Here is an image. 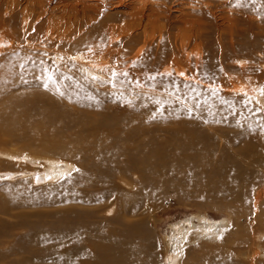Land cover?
I'll return each instance as SVG.
<instances>
[{"label":"rangeland","instance_id":"rangeland-1","mask_svg":"<svg viewBox=\"0 0 264 264\" xmlns=\"http://www.w3.org/2000/svg\"><path fill=\"white\" fill-rule=\"evenodd\" d=\"M13 1L18 4L15 8L11 6ZM59 1L64 0H52L51 11L49 0H0V44L4 46L0 50V66L4 65L11 83L22 84L17 85V90H8L7 97H13L18 91H45L43 93L46 94L50 88H42L30 81L49 82L45 77H38L42 73L53 79L63 76L69 83L70 89H67L71 91V98H83L92 105L100 104L102 95L107 99H117L119 104L116 111H119L116 114L123 119L119 122H100L97 116H92L96 115L95 113L85 114L81 107L70 105L64 97L56 95V107L51 108L44 102L41 108L33 106L31 114L34 115L24 120L25 123L20 121L19 124L23 127H35L37 123L32 119L40 120L39 117L42 116L45 117V123L49 119L46 126L53 127L56 133H83L97 138L94 131L105 134L106 129L102 128V125L109 121V128L113 130L108 137L115 141L114 146L119 140L117 132L124 136L122 130L130 132L137 123L142 135L133 138L130 143L125 140V143L135 149L125 147L129 149L126 152L132 155L131 157L126 152L123 153L124 156L127 154L125 158L122 153L121 158L120 153L117 156L108 152L105 154V149L109 148L100 142H97L98 146L96 141H93L89 142L88 152L81 150L76 158H70L74 155H58L59 149L55 146L42 145L35 140H25L24 137L16 138L0 131V264H20V259L28 253L25 244L32 238L33 231L61 230L59 227L66 231H75V237H83V233H86L87 239L76 243L77 249L67 246L69 255L76 252L80 255L84 248V251H87L88 242L92 241L98 259L103 261L102 258L108 254L105 251H110L105 247L110 245L106 244L108 237L107 240L104 235L98 236L105 234L100 231L101 225L110 224L114 230L119 231L128 227L136 228L138 225L141 227L143 222L139 232H147L146 238L143 233L141 238L140 233L123 237L126 247L130 244L128 251L134 249L131 253H134L137 259L133 258L134 255L131 256L134 259L133 264H136V260L137 264H146L145 252L148 256L152 250L154 259L150 264H189L195 260L197 264H251L250 258L255 248L260 254L254 258L253 263L264 264V224L262 225L260 220L261 224L258 222V218L264 213V203H260L264 202V162L261 165L256 161L257 156L264 158V0H143L158 11V15L150 14L144 20V26H135V18L127 13L132 7L129 0L121 6L116 3L117 0H105L104 6L110 19H102L99 22L97 29L104 38L101 43L98 40H86L87 35L93 31L87 28L88 21L81 19L78 33L69 39L65 38L64 31L71 32V27H67L74 21L68 19L82 15L69 8L58 7ZM137 4L138 1L135 2V5ZM13 11L16 13L12 17L13 20H10L8 17ZM110 25H115L114 35L119 34V40H112L111 31L108 29ZM75 29L76 26L73 30ZM96 44L104 50L103 53L106 52L105 56L110 58V64L104 69H97L95 64L90 68L83 64L82 59L74 58L75 55L71 54L72 50L87 54ZM119 63L120 67L128 70V75L119 76L112 71V66ZM91 69H94V72ZM77 84L79 90H71ZM254 85V90L259 88V92L256 91L259 95L253 91ZM0 86L3 87L2 82ZM29 97L38 101L40 95L31 94ZM15 107L19 106L14 105ZM3 112L0 105V120L6 122L8 115ZM125 113H133V120L127 121L128 118L123 115ZM87 115L89 116L86 119ZM80 119L86 122H80ZM62 120L63 122L59 123ZM79 128L82 130L78 131ZM178 128L180 129L177 130ZM250 133H253L252 137ZM132 134L135 136V132ZM91 137L87 140L91 141ZM245 140L250 141L247 147L251 148V151L246 152L249 156L240 151ZM92 149H98L99 152L91 153ZM196 149H199V154L195 153ZM10 153H14V156ZM93 154L101 158H93ZM231 155L233 156L230 157ZM128 158H132V162ZM222 158H226L229 163L233 160L232 163L236 162L238 165L244 161L245 167L248 164L246 171L243 165L239 166H243L244 172L251 179L249 186L244 189L246 194L243 201L246 199L247 202L244 214L238 213L234 204L217 203L212 193L209 195L208 191L212 185L220 178L219 175L222 176V173L217 174L216 169L218 173L220 169L223 172V168L229 164ZM143 165L144 168L140 167ZM67 169L71 171L70 174H66ZM145 169L149 173H145ZM243 169L240 170L243 172ZM94 171H97L98 175ZM192 173H197L199 178ZM56 174L61 178H57ZM139 176H142L140 180L143 184L139 181ZM76 177L83 178L82 181L84 178L86 181L88 178L90 180L87 185L71 183ZM135 181L138 185L134 184ZM101 185L104 187L98 190ZM141 185L144 187H138ZM67 186L68 191L65 192H85L89 195V201L83 203L82 200L81 204L77 203L78 200L60 201L59 196L65 193L64 188L67 190ZM176 187L179 189L176 190ZM130 195H134L135 205L132 200L128 201L127 196ZM206 197L212 198L211 201ZM224 197L227 203L225 194ZM254 200L257 202L254 203ZM131 203L134 206L132 208ZM80 205H83L84 209L80 210ZM64 206H70L69 210L76 209L77 213L73 215L74 211H69L61 214V211L67 209ZM136 206H139V209ZM225 207L233 211H227ZM60 208L64 209L59 210ZM53 209L59 210L58 214L64 216L61 221L55 219L56 216H51V219L44 216V213ZM132 209L137 211L134 216ZM82 210L85 213H82ZM247 211L250 213L246 214ZM40 213L43 215H39ZM69 213L73 216H69ZM245 216L247 217L244 218ZM69 237L72 236L60 235L57 239L60 241L61 238ZM114 244L116 246V243ZM134 244L142 245L141 249ZM133 246L138 247V250ZM37 251L47 252L46 249ZM118 251L122 252L121 249ZM236 251L244 255H236ZM226 258L228 261H223Z\"/></svg>","mask_w":264,"mask_h":264},{"label":"bare ground","instance_id":"bare-ground-1","mask_svg":"<svg viewBox=\"0 0 264 264\" xmlns=\"http://www.w3.org/2000/svg\"><path fill=\"white\" fill-rule=\"evenodd\" d=\"M50 1V4H49V10H51V8H52V0H49ZM130 1V6H132L130 9H129V12H127V13H129L130 14V16H133V18H135V21H136V25L135 26H137V25H142L143 23H144V20L150 15V14H152L153 16L154 15H158V11H157V9L156 10H154L152 7H153V5L151 6V4L150 3H148L147 1H143V0H129ZM136 1H138V4L137 5H135V2ZM105 3H106V1L105 0H64V1H59V3H58V7H60V8H62V9H71L72 11H74L75 13H79V14H81L82 16H79V15H77L75 18H69L68 19V21H73V23H71V25L69 24L68 25V27L67 28H70L71 27V29H72V31L71 32H69V33H67V31H64V37L65 38H67L68 37V39H69V37H71L73 34H77L78 33V30L81 28V23H82V21H88V23H89V27H87L88 29H90V30H92L93 32H91L89 35H87V39L86 40H89L90 42H94V41H96V40H98V42L99 43H101L102 42V40L104 39L103 38V36H101L100 35V33H99V30L97 29L98 28V26H99V22L102 20V19H105V20H109L110 19V17L109 16H107V15H109L108 13H107V10H106V8H105ZM116 3L117 4H120V6H121V4H125L126 3V0H117L116 1ZM6 5L8 4V2H6L5 3ZM18 4H17V1H13V2H11V6L13 7V8H15L16 6H17ZM155 5V4H154ZM128 8V7H127ZM126 8V9H127ZM23 11H24V9H23ZM52 11V10H51ZM25 12H27V9L25 8ZM15 13H16V11H13L12 13H11V15L8 17V18H10V20H13V18L12 17H14V15H15ZM253 13V12H252ZM105 16V17H104ZM257 18V17H256ZM82 21H81V20ZM80 21H81V23H80ZM74 22H76V24L74 23ZM87 25V24H86ZM86 25H84V26H86ZM76 26V29L75 30H73L74 29V27ZM142 26H144V25H142ZM111 29H110V28ZM108 27V29L111 31V35H112V40L113 41H117V40H119L120 39V37H119V34H116V35H114V32L116 31L115 29H116V27H115V25L114 26H109ZM140 28V27H139ZM87 29V30H88ZM83 30V29H82ZM127 31V30H126ZM110 33V32H109ZM114 35V36H113ZM96 38V39H95ZM78 39V38H77ZM80 40V39H79ZM97 42V41H96ZM99 43H97V44H99ZM97 44L96 45H94V47H92V49H91V52H89V53H87V54H82V52L80 51V52H74L73 50H72V52H71V54L72 55H75V57L74 58H80V59H82L83 61H84V63L83 64H85L86 66H89L90 68H93L92 67V65L93 64H95L96 66H97V69H104L105 67H107V64L109 63L110 64V58H108V57H106L105 55H106V52H104L103 53V51L104 50H102L101 48H98V46H97ZM79 45V44H78ZM77 46V45H76ZM101 46V45H100ZM3 47L4 46H2V44H0V50L1 49H3ZM121 51V50H120ZM141 51V50H140ZM138 52V51H137ZM120 54V53H119ZM138 54V53H137ZM140 54V53H139ZM90 58H93L94 60H91ZM120 64L121 63H119V64H117V66L115 65L114 67L112 66V71H114L115 73H117V75H119V76H123V75H128L129 74V72H128V70H126V69H123L122 67H120ZM85 66V67H86ZM111 67V66H110ZM120 67V68H119ZM89 68V69H90ZM95 69V68H94ZM93 69V70H94ZM108 69H109V67H108ZM92 70V69H91ZM92 70V71H93ZM94 72V71H93ZM108 76V75H107ZM39 78H42V77H45V79L47 80V81H49V82H42V83H38V82H36V81H30V83H35V84H37L38 86H42V88L43 87H47V88H50L49 90L50 91H48V92H50V93H52V94H49L48 92L46 93V94H44L45 93V91H43V92H41V93H38V92H34V91H18L13 97H10V98H8L7 97V95H9V94H7V91L8 90H17V85L18 86H22V84H14V83H11V78L9 77V76H7V70L5 69V67H4V65H1L0 66V85H1V82H2V84H3V87H1L0 86V100L1 101H3L0 105H1V109L4 111L3 113L5 114V115H8V117L6 118V122H5V120L4 121H1L0 120V131L3 133V134H5V135H11V136H15L16 138H20V137H24L23 139H30V140H35L37 143H40V144H42V145H50V146H55V147H57L59 150V152H57V154L59 155V154H63V153H67V154H69L68 156H72V155H74V156H72V157H70V158H76V156L77 155H79V154H77L79 151L81 152V150H84V151H86L87 150V152H88V147H89V142H93V141H96L95 143L98 145V143L100 142L102 145H104L105 147H108L109 149H105V154H106V152H108V153H113V156H117L119 153H120V158H121V153L123 154L124 152H126V151H128L129 149H126V148H130V149H133V147H130V145H128L127 143H125V140L127 139L128 141H129V143H130V141L133 139V138H135V137H138V136H140V135H142V131H141V128H140V126L138 125V123L137 124H135V126H134V128H133V130L132 131H130V132H127L126 130H125V132L122 130V134L124 135V136H121V134L119 133V132H117V138L119 139V140H117L116 142H117V144L114 146V144H115V141L114 140H112V139H110L108 136H109V133L113 130V129H110L109 128V124H111V123H109V121H112V122H119L121 119H123V117L122 116H119V115H117L116 113L119 111H116V108H117V105L119 104V102H118V100L117 99H113V98H106L105 97V95H102V97H101V99H100V104H98V105H92L91 103H88L86 100H83V98H82V100H77L76 98H74V96H73V98H71V91L69 90L70 89V87H69V83H68V81L65 79V77H63V76H61V78H55L54 77V79L53 78H50V76H46V74H44V73H42V74H40L39 76H38ZM61 80H62V84H61ZM80 83V82H79ZM262 85V84H261ZM78 87H79V85L77 84V85H75V87H73L71 90H74V91H76L77 89H78ZM257 87V86H256ZM67 88H69V89H67ZM19 89V88H18ZM255 89V85H254V88H253V91H257V92H259V90H257V89H259V88H257L256 90H254ZM45 90V89H44ZM79 90V89H78ZM39 91H41V90H39ZM239 91V90H238ZM244 92V91H243ZM256 92V93H257ZM39 94L40 95V97H39V99H38V101H35V100H33L31 97H29V95H31V94ZM81 93V92H80ZM258 95H259V93H257ZM56 95H58L59 97H64L65 98V100L67 101V102H69V104L71 105V104H76L79 108L81 107L82 108V110H83V112L86 114H88V113H95L96 115H92V116H97L98 117V121H102V120H109L108 121V123L107 124H103L102 125V128H104V129H106V133L105 134H102L103 132H100V131H94V136H96L97 138H94V137H91V136H86V134H83V133H80V134H72V133H70V132H64V134H62L61 135V133L59 132V133H56V132H54L53 131V127L52 128H50V127H47L46 126V124L48 123V120L49 119H47V122L45 123V117H42V116H40L39 118H41L40 120L38 119V120H36V119H32L33 121H36V126L35 127H29V126H25V127H23V126H21V124H19L20 123V121H22V122H24V120H26V119H28L30 116H33L34 114H31V113H33V106H40L39 108H41V107H43V102L44 103H46V104H48L51 108H53V107H56L55 106V104L54 103H56ZM258 95H256V96H258ZM83 96V95H82ZM115 96V95H114ZM123 96H124V94H123ZM78 97H80L79 95H78ZM88 97V96H87ZM112 97V96H111ZM118 96H116V98H117ZM81 98V97H80ZM85 98V97H84ZM115 98V97H114ZM151 98V97H150ZM124 100H125V98H124ZM40 101V102H39ZM94 101V100H93ZM95 102V101H94ZM234 102H232V104H233ZM239 103V102H238ZM5 104H7L6 106H5ZM12 104V105H11ZM123 104V103H122ZM14 105H17V106H19L18 108H14ZM234 105V104H233ZM127 106V105H126ZM72 108V107H71ZM121 108H122V106H121ZM75 109V108H74ZM124 109V108H123ZM126 109V108H125ZM146 110V109H145ZM144 110V111H145ZM76 112H78L77 110H75ZM146 112V111H145ZM2 113V112H1ZM0 113V114H1ZM79 113H81V112H79ZM156 113V112H155ZM83 114V113H82ZM238 114V113H237ZM91 115V114H90ZM125 117H127L128 119H127V121H132L133 119V117H134V114L133 113H125V114H123ZM89 115H87L86 116V119H87V117H88ZM146 116V115H145ZM150 116V115H149ZM246 116V115H245ZM2 117V116H1ZM4 117V116H3ZM75 117H76V115H75ZM74 117V118H75ZM77 119H79L80 118V116H78V114H77ZM229 117V116H228ZM93 118V117H92ZM221 118V117H220ZM226 118V117H225ZM3 119V118H2ZM96 119V118H95ZM214 119V118H213ZM230 119V118H229ZM240 119V118H239ZM51 120V119H50ZM75 120V119H74ZM89 120V119H88ZM126 120V119H125ZM231 120V119H230ZM78 120H76V122H77ZM80 122L81 121H83L82 119H80L79 120ZM90 121V120H89ZM93 121L94 122H96V120H94V118H93ZM159 121V120H158ZM16 122H18V123H16ZM50 122V121H49ZM63 122V120L62 121H60L59 123H62ZM75 122V121H74ZM75 122V123H76ZM84 122V121H83ZM85 122H86V120H85ZM84 122V123H85ZM88 122V121H87ZM193 122V121H192ZM208 122V121H207ZM237 122H238V119H237ZM240 122H241V120H240ZM25 123V122H24ZM27 123V122H26ZM78 123V122H77ZM76 123V124H77ZM84 123H83V125H84ZM89 123H91V122H89ZM159 123V122H158ZM198 123V122H197ZM28 124V123H27ZM86 124H88V123H86ZM100 124V123H99ZM129 124H131V123H129ZM49 125V124H48ZM97 126V124H94V126ZM101 125V124H100ZM99 125V126H100ZM117 125V124H116ZM153 125V124H152ZM155 125V124H154ZM240 125V124H239ZM95 126V127H96ZM132 126V125H131ZM166 126V125H165ZM244 126H245V124H244ZM29 127V128H28ZM87 127H89V126H87ZM153 127H155V126H153ZM152 127V128H153ZM167 127V126H166ZM199 127V126H198ZM144 128V127H143ZM173 128V127H172ZM176 128V127H175ZM89 129H90V127H89ZM98 129V128H97ZM146 129V128H145ZM144 129V130H145ZM158 129H161V128H158ZM180 128H178L177 130H179ZM197 129V128H196ZM214 129H217V128H214ZM80 130H82V128L80 129H78V131H80ZM83 130H84V128H83ZM182 130V129H181ZM184 130V129H183ZM190 130V129H189ZM200 130V129H199ZM202 130V129H201ZM204 130V129H203ZM25 131H29L28 132V134H26L25 133ZM77 131V130H76ZM75 131V132H76ZM78 131H77V133H78ZM146 131H147V129H146ZM159 131V130H158ZM186 131V130H185ZM218 131H220V130H218ZM242 131V130H241ZM246 131V130H245ZM245 131H242V132H245ZM0 132V133H1ZM84 132V131H83ZM88 133H89V131H87ZM135 132V136L132 134V133H134ZM152 132H153V130H152ZM169 133H170V131H168ZM167 132V133H168ZM203 132V131H202ZM1 133V134H2ZM85 133V132H84ZM172 133H173V131H172ZM171 133V134H172ZM205 133V132H204ZM214 133H216V132H214ZM220 133V132H219ZM92 134H93V131H92ZM116 134V133H115ZM187 134H188V131H187ZM208 134V133H207ZM207 134H206V137H207ZM222 134V133H221ZM252 134L253 133H250V135H251V137H252ZM256 134H257V132H256ZM113 135V134H112ZM167 135V134H166ZM176 135V134H175ZM210 135V134H209ZM104 136V137H103ZM197 136V135H196ZM249 136V135H248ZM257 136V135H256ZM262 136V135H261ZM89 137H91V141H88L87 140V138H89ZM115 137V136H114ZM165 137V136H164ZM172 137V136H171ZM186 137H187V135H186ZM224 137V136H223ZM116 138V139H117ZM192 138V137H191ZM203 138V137H202ZM230 138V137H229ZM257 138V137H256ZM255 138V139H256ZM137 139V138H136ZM166 139V138H165ZM164 139V140H165ZM174 139V138H173ZM231 139V138H230ZM247 139H249V138H247ZM254 139V138H253ZM185 140V139H184ZM202 140V139H201ZM226 140H227V138H226ZM257 140V139H256ZM19 141V140H18ZM137 141H138V139H137ZM211 141V140H210ZM228 141V140H227ZM246 142H245V144H243L244 146H241L240 147V151L241 152H243V154L244 153H246V152H249V151H251V148L250 149H248V147H247V145H249V143H250V141H248V140H245ZM98 142V143H97ZM149 142H151V141H149ZM159 142V141H158ZM209 142V141H208ZM228 142H230V141H228ZM231 143V142H230ZM244 143V142H243ZM151 144V143H150ZM229 144V143H228ZM239 144H241V143H238V145ZM164 145V144H163ZM99 146V145H98ZM114 146V147H113ZM142 146H144V145H142ZM195 146V145H194ZM202 146V145H201ZM233 146V145H232ZM97 147V146H96ZM105 147H102L103 149L105 148ZM126 147V148H125ZM237 147V146H236ZM263 147V146H262ZM67 148V149H66ZM194 148H196V147H194ZM201 148H203V147H201ZM264 148V147H263ZM99 149H100V147H99ZM160 149H162V147L160 148ZM255 149V148H254ZM133 150H135V149H133ZM159 150V149H158ZM189 150V149H188ZM256 150H257V148H256ZM255 150V151H256ZM262 151H263V149H261ZM139 151V150H138ZM137 151V153H139ZM163 151V150H162ZM202 151V150H201ZM87 152H86V154H87ZM91 153H94V154H97L99 151H98V149L96 150V149H92V151H90ZM165 152V151H164ZM239 152V151H238ZM257 152V151H256ZM259 152V151H258ZM90 153V154H91ZM101 153H103V152H101ZM128 155H130L128 152H126ZM161 153V152H160ZM194 153V152H193ZM195 153H198L199 154V149H196L195 150ZM254 153V152H253ZM252 153V154H253ZM14 153H10V155L13 157L14 155H13ZM89 154V155H90ZM93 154V155H94ZM126 154V155H127ZM186 154V153H185ZM189 154V153H188ZM205 154V153H204ZM204 154H203V156H204ZM234 154H236V153H234ZM240 154V153H239ZM242 154V155H243ZM251 154V156H254V155H252ZM2 155V154H1ZM84 155V154H83ZM104 155V154H103ZM125 155V156H126ZM142 155V154H141ZM146 155H147V153H146ZM146 155H144L145 156V160H147L146 159ZM166 155H167V153H166ZM169 155V154H168ZM241 155V154H240ZM239 155V156H240ZM241 155V156H242ZM245 155H247V156H249L250 154H245ZM257 155V154H256ZM36 156V155H35ZM123 156H124V154H123ZM125 156H124V158H125ZM132 155H130V157H131ZM188 156V155H187ZM207 156H209V154L207 155ZM211 156H212V154H211ZM210 156V157H211ZM233 155H231L230 157H232ZM240 156V157H241ZM250 156V157H251ZM46 157V156H45ZM49 157H51V156H49ZM53 157V156H52ZM94 157H99L98 155H94L93 156V158ZM128 157V156H127ZM126 157V158H127ZM134 157V156H133ZM148 157V156H147ZM170 157V156H169ZM225 157V156H224ZM244 157H246V156H244ZM243 157V158H244ZM250 157H248V158H250ZM258 158L256 159V161L259 163V164H263V162H264V158H262V156L260 155V156H257ZM264 157V156H263ZM7 158V157H6ZM42 158H44V157H42ZM47 158V157H46ZM88 158V157H87ZM99 158H101V157H99ZM242 158V157H241ZM256 158V157H255ZM47 159H50V158H47ZM85 159V158H84ZM83 159V160H84ZM114 159V158H113ZM130 159V162H132V158H128V160ZM139 159V158H138ZM210 159V158H209ZM223 160L224 159H226V158H222ZM221 159V160H222ZM233 159H235V157L233 158ZM69 160V159H68ZM87 160V159H86ZM98 160V159H97ZM110 160V159H109ZM124 160V159H123ZM122 160V161H123ZM127 160V159H126ZM126 160H124V161H126ZM142 160V159H141ZM153 160V159H152ZM211 160V159H210ZM213 160V159H212ZM227 160V159H226ZM251 160V159H250ZM88 161V160H87ZM90 161V160H89ZM99 161V160H98ZM108 161V160H107ZM150 161V160H149ZM215 161V160H214ZM225 161V160H224ZM253 161V160H252ZM115 162V161H114ZM117 162V161H116ZM145 162V161H144ZM144 162H142V163H144ZM220 162V161H219ZM232 162H233V160H232ZM232 162H228V160H227V162L226 163H229L225 168H223L224 169V171L222 172V170L220 169V173H218V171H217V169H216V172H217V174H221L222 173V176L221 175H219V179L217 180V182H215V184H213L212 185V188L208 191V192H210L209 193V195L212 193V195H213V197L215 198V200H216V202L217 203H221V204H234L235 205V207H236V210H238V213H245L244 211L246 210V207H247V202H245L246 201V199H245V201H243L244 200V198H245V194H246V190L244 191V189H246V187L247 186H249L248 184L250 183V177L248 176V174L246 173V172H244V169H243V163H244V161H242L243 163L241 164V165H243L242 166V168L241 167H239V166H241V165H238V164H236V162H234V163H232ZM147 163H149V162H147ZM173 163V162H172ZM210 163V162H209ZM88 164V163H87ZM91 164H93V162L91 163ZM103 164V163H102ZM113 164V163H112ZM114 164H118V163H114ZM125 164V163H124ZM128 164V163H127ZM130 164V163H129ZM128 164V165H129ZM146 164V163H145ZM153 164H154V161H153ZM240 164V163H239ZM105 165V164H104ZM128 165H126V166H128ZM132 165V164H131ZM151 165V164H150ZM173 165H177V164H173ZM238 165V166H237ZM248 165V164H247ZM247 165H246V167H247ZM68 166H70V165H68ZM76 166V165H75ZM87 166H89V165H86V167ZM148 166V165H147ZM146 166V167H147ZM174 166V167H175ZM188 166V165H187ZM195 166V165H194ZM206 166H207V163H206ZM225 166V165H224ZM252 166V165H251ZM85 167V168H86ZM103 167V166H102ZM125 167V166H124ZM131 167V166H130ZM140 167H143L144 168V165L143 166H140ZM139 167V168H140ZM185 167V166H184ZM198 167H200V166H198ZM219 167V166H218ZM245 167V166H244ZM246 167H245V171H246ZM84 168V167H83ZM95 168V167H94ZM99 168V167H98ZM126 168H128V167H126ZM132 168V167H131ZM130 168V169H131ZM162 168V167H161ZM176 168V167H175ZM201 168V167H200ZM204 168V167H203ZM202 168V169H203ZM243 169V172L240 170V169ZM251 168V167H250ZM88 169V168H87ZM122 169V168H121ZM125 169V168H124ZM133 169V168H132ZM138 169V168H137ZM151 169H152V167H151ZM156 169V168H155ZM155 169H154V171H155ZM185 169H186V167H185ZM185 169H184V171H185ZM190 169H192V168H190ZM190 169H189V171H190ZM194 169H195V167H194ZM99 171H100V169H98V173H99ZM115 171H116V169H115ZM197 171H198V169H197ZM208 171H209V169H208ZM261 171H262V169H261ZM71 172V171H70ZM70 172L68 171V169L66 170V174H70ZM85 172V171H84ZM95 173H97V171H94ZM102 172H103V169H102ZM102 172H101V174H102ZM112 172H114V171H112ZM116 172H119V171H116ZM138 172V171H137ZM144 172V171H143ZM182 172V171H181ZM186 172V171H185ZM210 173H211V168H210V171H209ZM92 173H93V171H92ZM98 173H97V175H98ZM135 173V172H134ZM139 174H140V172H138ZM145 173H149V171H146V169H145ZM153 173V172H152ZM158 173H159V171H158ZM157 173V174H158ZM188 173V172H187ZM190 174H191V172H189ZM260 173V172H259ZM264 173V172H263ZM4 174V173H3ZM62 174V173H61ZM89 174H91L90 172H89ZM94 174V173H93ZM114 174V173H113ZM120 174V173H119ZM194 173H192V175H193ZM200 174V173H199ZM206 174L208 175L209 173L206 171ZM14 175V174H13ZM56 175H58V174H56ZM80 175V174H79ZM83 175H84V173H83ZM116 175V174H115ZM114 175V176H115ZM123 175V174H122ZM137 175V174H136ZM196 175H197V173H196ZM195 174H194V176H196ZM216 175V174H215ZM264 175V174H263ZM55 176V175H54ZM81 176H82V174H81ZM101 176V175H100ZM138 176V175H137ZM199 175H197V177H198ZM206 176V175H205ZM217 176V175H216ZM78 177V176H77ZM76 177V178H77ZM89 177V176H88ZM127 177V176H126ZM142 177V176H141ZM141 177L139 176V181L141 182L142 180H140L141 179ZM201 177V176H200ZM57 178H61V177H59V175L57 176ZM63 178V177H62ZM99 178V177H98ZM129 178V177H128ZM127 178V179H128ZM193 178V177H192ZM199 178V177H198ZM206 178V177H205ZM83 179V178H82ZM82 179H80V178H77L76 180H73V181H71V183H73V184H80V185H82V184H86L87 183V181L88 180H90L89 178H88V180L86 181V178H84L85 180H83L82 181ZM177 179V178H176ZM176 179H174V180H176ZM194 179H195V177H194ZM202 179V178H201ZM159 180V179H158ZM179 180V178L177 179V181ZM210 181H211V179H209ZM130 181V180H129ZM132 181V180H131ZM146 181V180H145ZM190 181H192V179L190 180ZM193 181H195V180H193ZM198 181V180H197ZM204 181V180H203ZM209 181V182H210ZM90 182V181H89ZM89 182H88V184H89ZM92 182V181H91ZM182 182V181H181ZM189 182V181H188ZM206 182V181H205ZM102 183V182H101ZM133 183V182H132ZM148 183V182H147ZM158 183H160V184H162V185H165V183H162L161 181H158ZM134 184H137L138 185V183L135 181L134 182ZM142 184H143V181H142ZM166 184H168V183H166ZM189 184H191L192 185V183H189ZM205 184V183H204ZM203 184V185H204ZM209 184V183H208ZM87 185V184H86ZM133 185V184H132ZM171 185H173V183L171 184ZM179 185H180V183H179ZM178 185V186H179ZM181 185H183V184H181ZM186 185V184H185ZM89 186V185H88ZM96 186V185H95ZM108 185H106V187H107ZM128 185H126V187H127ZM161 186V185H160ZM166 186V185H165ZM187 186V185H186ZM190 186V185H189ZM196 185L194 184V187H195ZM210 186V185H209ZM91 187V186H90ZM93 187V186H92ZM102 187H104L103 185H101V187H98V190H99V188L101 189ZM105 187V188H106ZM126 187H125V189H126ZM138 187H144V185H141V186H138ZM145 187H146V185H145ZM158 187V186H157ZM179 187H181V186H179ZM179 187H176V190L177 189H179ZM193 187V186H192ZM205 187H206V185H205ZM104 188V190H106ZM160 188V187H159ZM158 188V189H159ZM172 188V187H171ZM174 188V187H173ZM208 188V187H207ZM67 190H65V188H64V192L65 191H68V186H67V188H66ZM128 189V188H127ZM130 189V188H129ZM140 189V188H139ZM143 189V188H142ZM181 189V188H180ZM201 189V188H200ZM206 189V188H205ZM205 189H203V190H205ZM85 190V189H84ZM102 190V189H101ZM100 190V191H101ZM152 190V189H151ZM227 191V193L225 192V191ZM124 191V190H123ZM153 191H155V189L153 190ZM181 191H182V189H181ZM184 191V190H183ZM199 191V190H198ZM205 191H207V190H205ZM88 192V191H87ZM130 192H131V190H130ZM133 192V191H132ZM137 192H138V190H137ZM144 192V191H143ZM203 192V191H202ZM208 192L207 193H205V195L204 196H206V194H208ZM120 193V192H119ZM118 193V194H119ZM125 193V192H124ZM127 193V192H126ZM145 193V192H144ZM156 193V192H155ZM158 193V192H157ZM133 194V193H132ZM161 194V193H160ZM224 194L226 195V200H227V203L225 202V197H224ZM249 194V193H248ZM247 194V195H248ZM251 194V193H250ZM257 194V193H256ZM255 194V195H256ZM259 194H260V192H259ZM258 194V195H259ZM125 195V194H124ZM152 195H153V192H152ZM252 195V194H251ZM257 195V196H258ZM202 196V195H201ZM208 196V195H207ZM212 197V196H211ZM260 197V196H259ZM120 199H122V197H119ZM127 198H128V201H133V198H134V195L131 197V195L130 196H127ZM142 198V197H141ZM201 198H203V196L201 197ZM207 198V197H206ZM205 198V199H206ZM213 198V199H214ZM250 198V197H249ZM119 199V200H120ZM204 199V200H205ZM208 199V198H207ZM210 199H212V198H210ZM210 199H208V200H210ZM247 199H248V197H247ZM252 199V198H251ZM59 200L60 201H63V200H65V201H73V200H78L77 201V203L79 204H81V202H82V200H84L83 201V203H87L88 201H89V195H87L85 192H81V191H77V190H74L72 193H69V192H65V193H61V195L59 196ZM134 200H135V198H134ZM211 201V200H210ZM209 201V202H210ZM134 202V201H133ZM138 202V201H137ZM212 202L214 203V201L212 200ZM257 201H255L254 200V203H256ZM148 203V202H147ZM259 203V202H258ZM260 203H264V202H260ZM125 204V203H124ZM128 203H126V205H127ZM132 204V203H131ZM134 205H135V202L133 203ZM133 204H132V206H131V208L132 207H134L133 206ZM136 204H138V203H136ZM119 205H120V203H119ZM254 205V204H253ZM262 205V204H261ZM139 206H142V205H139ZM139 206H136L137 208L139 207ZM222 206H224V205H222ZM258 206V205H257ZM65 207V206H64ZM88 207V206H87ZM127 207V206H126ZM128 207H129V204H128ZM227 207V206H226ZM226 207H225V209H226ZM259 207V206H258ZM18 208V207H17ZM65 208H67V207H65ZM71 207L69 206L67 209H66V211H61V214H64V213H66V212H69V211H74V212H72L73 213V215H75L77 212H76V209H71V210H69ZM80 210L83 208L84 209V207H83V205H80ZM130 208V207H129ZM142 208V207H141ZM224 208V207H223ZM228 208V207H227ZM262 208H264L263 206H262ZM62 209H64V208H62ZM61 208L59 209V210H62ZM139 209V208H138ZM248 209V208H247ZM59 210H54L53 209V211H50V210H48L49 212L48 213H44V216L45 217H47V219H48V217L50 218L51 216H56V218L55 219H60V221L62 220V217H64V216H62V215H60V214H58V211ZM79 210V211H80ZM227 210V209H226ZM225 210V211H226ZM229 210H232V209H228L227 211H229ZM118 211V210H117ZM233 211V210H232ZM263 211H264V209H263ZM81 212V211H80ZM124 212V211H123ZM134 211H133V209H132V212L131 213H133ZM135 212L137 213V211L135 210ZM134 212V214H133V216L136 214ZM142 212V211H141ZM231 212V211H230ZM234 212H235V210H234ZM248 212V211H247ZM246 212V214H249L250 212H248L247 213ZM257 212V211H256ZM34 213H36V212H34ZM34 213H30V214H34ZM75 213V214H74ZM82 213H85L83 210H82ZM118 213V212H117ZM130 213V212H129ZM258 213H259V209H258ZM39 215H43L42 213H40ZM69 216H73V215H70V213L68 214ZM67 215V216H68ZM139 215H140V212H139ZM242 215V214H241ZM130 216V215H129ZM261 217H260V219L258 218V222L260 223V221H261V223H262V225L264 224V213L262 214V215H260ZM231 217V216H230ZM247 216H245L244 218H246ZM43 218V217H42ZM134 218V217H133ZM51 219V218H50ZM145 219V218H144ZM256 219V218H255ZM41 220V219H40ZM53 220V219H52ZM236 220L237 221H239V219L236 217ZM245 220V219H244ZM243 220V221H244ZM260 220V221H259ZM54 221H56V220H54ZM53 221V222H54ZM60 221H56V222H60ZM135 221V220H134ZM144 221H146V220H144ZM233 221H234V219H233ZM232 221V222H233ZM236 221V222H237ZM240 221H242V220H240ZM43 222V221H42ZM51 222V221H50ZM52 222V223H53ZM147 222V221H146ZM136 223V222H135ZM140 223V222H139ZM238 223V222H237ZM240 223V222H239ZM242 223V222H241ZM253 223H255V222H253ZM252 223V224H253ZM260 223V224H261ZM132 224H133V222H132ZM143 224H144V222H143ZM143 224H141L142 226H143ZM135 225V224H134ZM232 225V224H231ZM231 225H230V228H231ZM246 225V224H245ZM244 225V226H245ZM58 226H59V224H58ZM102 226H105V228H103ZM133 226V225H132ZM136 226V225H135ZM142 226L140 227L139 225L135 228V227H128V228H126V229H119V231H116V230H114L113 229V227H112V225H110V224H107V225H105V224H103V225H101V227H100V231L102 232V231H104L105 232V234H99L98 236H101V235H104V237H108L109 238V241H108V243H106V244H108V245H110V246H107L106 245V249L108 248V249H110V251L109 252H106L105 251V253H108V254H106L102 259H103V261L101 260V259H98V253H97V251L94 249V247L95 246H93V244H91V242L92 241H90V242H88V247H87V251H84L85 250V248H84V250H83V253H80V255L76 252H73V253H75L74 255L72 254V255H69L68 254V250H67V248L69 247L70 249L72 248V249H74L75 247H76V243H78V242H80V241H82L83 239H87L86 238V233H83V235H85V236H83V237H75L76 236V233H74L75 231H72V230H68V231H66V230H64V229H62L61 227H59L61 230H54V231H49V230H46V231H42V230H35V231H33V236H32V238L28 241L27 240V242H26V244H25V246H26V250L28 251V253L26 252V254L25 255H23V257L20 259V261L19 262H21L20 264H65V262H69V264H133V258L135 257V259H137L136 258V256L134 255V253H133V255H132V250H134L132 247V250H131V252L130 251H128L129 249H128V247L130 246V244H129V246L128 247H126V245H125V243H124V241H123V237L125 236V237H127V234H130V235H135V234H137V233H140L139 235H140V238H141V233H143L142 231H140L139 232V227H140V229L142 228ZM145 226L146 227H148L147 226V224H145ZM254 226L256 227V225L254 224ZM264 226V225H263ZM241 227V226H240ZM255 227H253V228H255ZM57 229H58V227H56ZM243 228V227H242ZM247 228V227H246ZM257 228V227H256ZM148 229V228H147ZM236 229H238V228H236ZM244 229V228H243ZM258 229V228H257ZM240 230V229H239ZM230 231V230H229ZM61 233L60 235H62V237L63 236H65V235H69V236H72V237H69V239L68 238H65V239H62L61 238V240L60 241H58V239H57V237H60V235L58 234V233ZM145 233H147V232H145ZM145 233H143L144 235H145ZM148 233H149V229H148ZM229 233V232H228ZM150 234V233H149ZM148 234V235H149ZM146 236H147V234L145 235V238H146ZM124 237V238H125ZM143 238H144V236H142ZM150 237V236H149ZM183 237H184V235H183ZM99 238V237H98ZM108 238H107V240H108ZM137 238H138V235H137ZM136 238V239H137ZM179 238V237H178ZM93 239V238H92ZM102 239V238H101ZM139 239V238H138ZM148 239V238H147ZM230 240V239H229ZM103 241H104V239H103ZM127 241V240H126ZM144 241H146V240H144ZM102 242V241H101ZM141 242V241H140ZM147 242V241H146ZM102 243H104V242H102ZM114 243H116V246H115V244ZM142 243V242H141ZM144 243V242H143ZM142 243V244H143ZM150 242H148L147 244L148 245H150L149 244ZM80 244V243H79ZM87 244V243H86ZM137 244V243H136ZM136 244H134V245H136ZM69 245V246H68ZM68 246V247H67ZM101 246H105V245H101ZM136 246H138L139 248L142 246V245H136ZM146 246V245H145ZM134 247V246H133ZM137 247V248H138ZM179 247V246H178ZM96 248H97V246H96ZM130 248V249H131ZM135 248V247H134ZM137 248H135L136 249V251L138 250ZM146 248V247H145ZM147 248H148V246H147ZM150 248V247H149ZM44 249H46L47 250V252H45L44 251V253H42V252H40V251H37V250H44ZM75 249H77V248H75ZM101 249V248H100ZM122 250V252L120 251H118V250ZM141 249V248H140ZM142 250H143V248H142ZM141 250V251H142ZM149 250H151V248L149 249ZM76 251V250H75ZM101 251V250H100ZM99 251V252H100ZM145 251V250H144ZM184 251V250H183ZM97 254H96V253ZM129 252V253H128ZM134 252V251H133ZM151 252H153V250L152 251H150L149 253V255L147 256V254H146V252H145V260H144V263L146 262V264L147 263H149V262H151L153 259H154V256L152 255L153 253H151ZM180 252V251H179ZM219 252V251H218ZM142 253H143V251H142ZM141 253V254H142ZM35 254H37L36 256H35ZM102 254V253H101ZM235 254L236 255H244V253H239V251H236L235 252ZM259 254H260V252L258 251V250H256V248H255V250H254V252H253V254H252V257L250 258V263L251 264H254L253 262H254V258H256L257 256H259ZM127 255V256H126ZM152 255V256H151ZM156 255V254H155ZM178 255V254H177ZM176 255V256H177ZM219 255H220V253H219ZM131 256H133V258L131 257ZM141 256H143V255H141ZM143 256V257H144ZM248 256H249V253L246 255V257L248 258ZM175 257V256H174ZM181 257V256H180ZM130 258H132L131 260H130ZM156 261V260H155ZM154 261V262H155ZM223 261H225V262H227L228 261V258H226V259H224ZM153 262V263H154ZM218 262V261H217ZM136 264L138 263L137 262V260H136V262H135ZM216 263V262H215ZM67 264V263H66ZM150 264V263H149ZM189 264H197V260H195V261H191ZM219 264V263H218Z\"/></svg>","mask_w":264,"mask_h":264}]
</instances>
